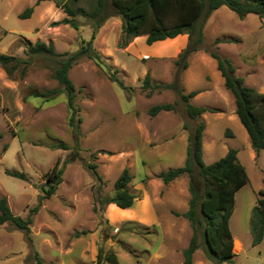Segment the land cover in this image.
I'll list each match as a JSON object with an SVG mask.
<instances>
[{
	"label": "rangeland",
	"instance_id": "374dc122",
	"mask_svg": "<svg viewBox=\"0 0 264 264\" xmlns=\"http://www.w3.org/2000/svg\"><path fill=\"white\" fill-rule=\"evenodd\" d=\"M77 3L91 7L94 0ZM31 5V13L21 17L19 13ZM65 15L55 0H0V52L27 57L24 37L32 42L52 41L60 52L74 51L82 38L90 37L93 20L76 15L79 26L75 28L61 21ZM121 21L118 14H111L97 28L93 45L102 64L83 57L69 70L75 84L76 118L80 117L79 150L72 160L66 161L74 148V136L65 90L48 99L32 93L60 85L52 71L61 56L33 54L23 74L20 67L9 75L0 66V196L21 216L39 204L28 234L10 222L0 225V264H39L36 255L41 264H109L97 257L101 249L103 253L113 249L119 264H184L182 249L192 227L186 217L172 210L187 208L189 176L184 173L164 183L156 174L184 163L188 135L200 120L206 128L203 160L215 161L235 147L248 181L235 191L229 217L233 261L216 262L199 238L193 264H264V230L261 240L253 243L250 227L258 190L264 188V150L256 154L252 148L234 112L233 95L207 50L229 57L236 74L264 83V16L250 12L239 17L226 5L214 9L204 23L200 48L190 52L185 68L176 58L186 45V33L152 43L140 34L121 45ZM108 66L127 87L110 79ZM147 71L151 84L174 82L184 92L202 90L199 99L193 95L189 101L206 103L215 111L191 118L174 88L143 86ZM162 102H172L174 108L150 114L149 107ZM223 110L226 113L218 112ZM58 140L68 148L50 146ZM57 158L63 165L62 179L50 197L40 199V185ZM88 163L95 164L101 179ZM125 166L132 175L130 189L137 194L134 204L124 210L108 203L95 210L96 195L112 194L113 182ZM7 169L22 171L26 178L9 174ZM163 228L171 229V235ZM81 230L86 232L75 234ZM166 243L175 244V250L154 259L155 248Z\"/></svg>",
	"mask_w": 264,
	"mask_h": 264
},
{
	"label": "trees",
	"instance_id": "16d2710c",
	"mask_svg": "<svg viewBox=\"0 0 264 264\" xmlns=\"http://www.w3.org/2000/svg\"><path fill=\"white\" fill-rule=\"evenodd\" d=\"M39 1L36 0V2ZM78 1L55 0L56 5L66 12L61 21L77 28L79 24L75 18L76 15H83L93 20L90 37L82 38L81 44L74 51L60 52L55 49L52 41L36 39L32 42L24 37L22 40L26 46L27 57L0 52V66L9 75L19 67L23 74L29 56L33 54L61 56L56 60L52 71V76L60 85L46 90H35L32 93L43 95L45 99H48L59 90H65L66 103L70 109L69 124L73 129L74 136V148L66 161L76 158L78 154L77 132L80 120L79 116L76 118L78 108L74 104L75 84L69 76V70L75 62L83 57L91 58L98 64L103 63L100 52L93 45V39L97 28L109 15L118 14L121 17L123 32L121 45L140 34H146V42L152 43L156 40H166V38L173 39L172 37L180 33H186L188 37L186 45L179 51L176 58V63H181L183 68L188 65L187 56L190 52L200 48L199 45L203 41L204 23L214 9L226 5L239 17L250 12L261 17L264 16V0H94L91 7L80 5L77 3ZM32 9V5L27 6L19 15L21 17L28 16ZM207 50L216 59L217 68L224 77V85L233 95L235 113L248 133L252 148L258 154L260 150H264V92L246 84L243 76L235 73V66L229 57L221 55L215 50ZM108 68L110 79L116 81L123 88L127 87L122 78L111 71L110 66ZM143 82L145 87L151 84L148 71ZM159 86L174 88L185 102L186 112L191 118L200 116L204 111H215L213 107L196 105L189 101V98L198 92L197 89L184 92L182 86L179 88L174 82H153L151 84V88ZM150 91L147 94H150ZM172 108H174L172 102L155 103L149 107V112L154 115L160 110ZM183 127L187 128V123H184ZM204 127V121L200 120L195 125L194 131L188 135L187 156L182 165L168 167L156 174L164 183H168L184 173L189 176L188 208L182 212L172 210L174 214L186 217L192 227L189 242L182 250L184 264H193L192 255L199 247V238L204 244L206 253L216 262L233 261L235 253L232 250L233 235L229 226V217L234 208L235 191L248 181L246 169L239 161L235 147H229L225 154L215 161L207 163L203 160L202 132ZM50 146L68 148L67 143L60 140L53 142ZM88 166L96 178L101 179V174L95 164L88 163ZM6 171L20 178H26L22 171L9 169ZM62 172L63 165L59 164V158H57L45 173V181L40 185L43 192L40 199L50 197L56 191L57 185L62 179ZM131 178L132 175L128 167H123L113 182V193L97 194L93 208L96 210L108 203H115L121 209L130 208L137 197V194L129 186ZM258 192L260 196L253 206L250 218L253 243L261 240L264 230V188H260ZM38 207L39 204L31 206L26 216L14 214L6 197L0 196V225L10 222L28 234L29 223ZM84 232L86 231H75V234L79 235ZM97 257L109 264H119L117 254L113 249L104 253L101 249ZM36 258L37 263L41 264L40 257L36 255Z\"/></svg>",
	"mask_w": 264,
	"mask_h": 264
},
{
	"label": "crops",
	"instance_id": "0c3cea01",
	"mask_svg": "<svg viewBox=\"0 0 264 264\" xmlns=\"http://www.w3.org/2000/svg\"><path fill=\"white\" fill-rule=\"evenodd\" d=\"M250 65V64H249ZM248 65V66H249ZM252 68H254V67H252ZM250 73H252V72H250ZM254 74V73H253ZM243 76V78H244V82L246 83V84H248V85H250V86H253L254 88H256V89H258L259 91H262V92H264V83H258L256 80H253V77H251V76H249V77H245L244 75H242ZM192 89H194V88H191L190 90H192ZM190 90H188V91H190ZM202 90H199L193 97L194 98H197V99H199L201 96H202ZM199 105H208V104H206V103H202V104H199ZM217 107H219V108H221V109H223V106H221V105H218ZM235 109V108H234ZM219 113H221V114H224V113H226V112H224V110L223 111H218ZM234 112H235V110H234ZM205 130H206V128H205ZM205 130H203V131H205ZM110 205H113V207H116V208H119L118 206H116V204L114 203V204H110ZM186 207V206H185ZM185 207L183 208V211H185L187 208H188V206H187V208L185 209ZM127 209H129V208H127ZM185 209V210H184ZM124 210H126V209H124ZM186 221H187V219H185ZM185 221V222H186ZM176 222V221H175ZM153 223H155V225H157L158 226V222H153ZM180 223V222H179ZM171 227H175V226H170V228ZM163 231H165L166 233L167 232H170V235H171V229H168L167 231H166V229L165 228H163L162 229ZM175 231H176V233H177V228H175ZM232 232V231H231ZM176 235V234H175ZM233 235V234H232ZM174 236V235H173ZM234 238V237H233ZM175 244H172V243H166V245H158L156 248H155V250L153 251V257H154V259H156V260H159V259H161V258H163V257H165V256H169L168 254H169V252L171 253V251H169V250H172V252H173V250H175V248L173 247ZM172 247H173V249H172ZM183 250V249H182ZM178 264H179V262H178ZM181 264V263H180Z\"/></svg>",
	"mask_w": 264,
	"mask_h": 264
}]
</instances>
